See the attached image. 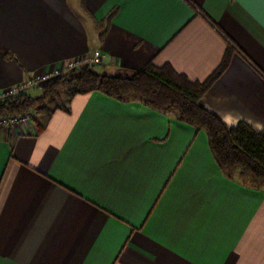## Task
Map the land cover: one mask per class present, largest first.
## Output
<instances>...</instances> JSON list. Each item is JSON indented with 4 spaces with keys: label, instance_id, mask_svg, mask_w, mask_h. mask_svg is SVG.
<instances>
[{
    "label": "crops",
    "instance_id": "obj_1",
    "mask_svg": "<svg viewBox=\"0 0 264 264\" xmlns=\"http://www.w3.org/2000/svg\"><path fill=\"white\" fill-rule=\"evenodd\" d=\"M83 3L0 0V92L95 52L103 75L152 62L192 82L229 54L202 105L264 130V0ZM40 123L0 128V264H264V190L204 130L99 92Z\"/></svg>",
    "mask_w": 264,
    "mask_h": 264
},
{
    "label": "trees",
    "instance_id": "obj_2",
    "mask_svg": "<svg viewBox=\"0 0 264 264\" xmlns=\"http://www.w3.org/2000/svg\"><path fill=\"white\" fill-rule=\"evenodd\" d=\"M82 4L88 14L83 0ZM115 14L111 13L104 21L95 24L107 30ZM105 30L100 33L101 38ZM229 64L230 55L227 54L205 82H192L170 65L159 68L152 62L130 77L107 76L95 71L94 67H83L44 84L38 97L26 92L0 101V116L31 115L41 125L42 119L35 117V113L45 110L49 102L61 95L66 96V103L77 95L94 92L119 101H140L158 112L173 115L198 130H204L220 167L264 190V130L257 132L244 122L229 127L219 115L202 105L203 97Z\"/></svg>",
    "mask_w": 264,
    "mask_h": 264
},
{
    "label": "built area",
    "instance_id": "obj_3",
    "mask_svg": "<svg viewBox=\"0 0 264 264\" xmlns=\"http://www.w3.org/2000/svg\"><path fill=\"white\" fill-rule=\"evenodd\" d=\"M103 61V55L100 52H95L90 56H87L83 59L78 61H74L67 65V67L63 69H57L53 72L39 77H32L29 78L24 83L15 86L5 92H0V101L17 96L22 93H26L34 87L43 86L58 77L63 75L69 74L73 71H76L83 67H96L100 65ZM33 122V118L31 115H19V116H12V117H1L0 116V128L1 129H9L15 128L22 125H28Z\"/></svg>",
    "mask_w": 264,
    "mask_h": 264
},
{
    "label": "rangeland",
    "instance_id": "obj_4",
    "mask_svg": "<svg viewBox=\"0 0 264 264\" xmlns=\"http://www.w3.org/2000/svg\"><path fill=\"white\" fill-rule=\"evenodd\" d=\"M81 7L83 8V4H82V0H81ZM84 10V8H83ZM97 30L99 33L103 32L105 30V28H102V27H98L96 24H95ZM44 85V84H43ZM41 86H38V87H34L32 88L31 90H29V95L31 96H34V97H38L42 94V91H41ZM66 96L65 95H61L59 98L55 99L54 101H51L48 103L47 107L45 108V110L41 111V112H36L35 113V117H38V119H44L46 116H48L51 111L58 107V106H64L66 104Z\"/></svg>",
    "mask_w": 264,
    "mask_h": 264
}]
</instances>
